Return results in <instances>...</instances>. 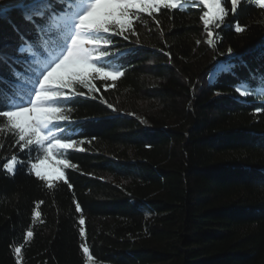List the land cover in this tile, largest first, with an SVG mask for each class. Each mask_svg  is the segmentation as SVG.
Returning <instances> with one entry per match:
<instances>
[{"label":"trees","instance_id":"obj_1","mask_svg":"<svg viewBox=\"0 0 264 264\" xmlns=\"http://www.w3.org/2000/svg\"><path fill=\"white\" fill-rule=\"evenodd\" d=\"M201 14L165 11L160 26H138L143 48L117 38L135 49L123 58L125 75L112 89L98 81L96 99L70 105L82 133L74 138L85 141L65 157L75 165L66 170L70 188L57 181L49 189L27 166L14 176L0 167V264H87L82 243L96 264H264V111H256L264 101L239 96L229 73L212 82L217 64H237L221 55L228 47L259 51L264 11L229 15L226 24L239 21L246 30L222 26L215 48ZM12 15L23 29L19 13ZM0 41H17L3 20ZM249 61L264 71L259 58ZM14 154L27 158L12 135L0 133V165Z\"/></svg>","mask_w":264,"mask_h":264},{"label":"snow or ice","instance_id":"obj_2","mask_svg":"<svg viewBox=\"0 0 264 264\" xmlns=\"http://www.w3.org/2000/svg\"><path fill=\"white\" fill-rule=\"evenodd\" d=\"M230 5V7H228ZM254 7L264 11V0H7L0 3V20L6 21L17 36L15 44L0 41V133L14 137L20 152L7 158L0 165L9 175H15L18 167L27 166L28 172L52 189L57 181L68 183L66 170L75 167L65 158L82 145V135L76 129L78 120L72 119L70 105L80 97L96 99L102 82L106 89L116 87L125 75L124 57L134 53L132 47L123 48L117 42L128 41L131 45L144 47L138 26H147L151 20L160 26L158 16L165 11L200 9L207 45L216 47L220 37L216 30L222 26L243 33L246 26L239 21L226 24L229 15L236 17L241 8ZM18 12L23 29L13 17ZM161 35L163 29L160 28ZM197 44L201 41L197 40ZM163 52V49H160ZM30 53L26 61L20 54ZM171 62V53H165ZM227 55L237 64L220 63L215 66L212 82L223 73L236 80L234 91L242 97H259L264 101V71L257 73L251 68L249 58H259L264 65V44L259 51L235 54L231 47ZM18 65H26L21 71ZM243 67L248 75L241 77L234 70ZM220 95V93H217ZM109 109V103L98 97ZM257 112L264 109L257 108ZM79 150H83L82 148ZM81 212L80 203L75 204ZM36 211L34 217L40 218ZM79 224L84 225L83 214ZM81 237L86 236L80 227ZM28 237L33 232H27ZM87 264L94 259L86 243L80 245ZM20 258L21 248L14 249Z\"/></svg>","mask_w":264,"mask_h":264},{"label":"rangeland","instance_id":"obj_3","mask_svg":"<svg viewBox=\"0 0 264 264\" xmlns=\"http://www.w3.org/2000/svg\"><path fill=\"white\" fill-rule=\"evenodd\" d=\"M3 2H7V0H0V3H3ZM94 264H96V263H94Z\"/></svg>","mask_w":264,"mask_h":264}]
</instances>
